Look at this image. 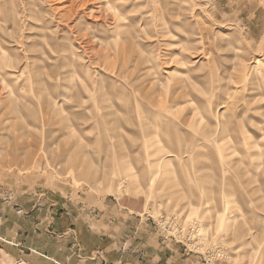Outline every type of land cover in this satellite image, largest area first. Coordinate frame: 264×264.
Returning <instances> with one entry per match:
<instances>
[{"label":"rangeland","instance_id":"obj_1","mask_svg":"<svg viewBox=\"0 0 264 264\" xmlns=\"http://www.w3.org/2000/svg\"><path fill=\"white\" fill-rule=\"evenodd\" d=\"M48 213L264 264V0H0L1 231Z\"/></svg>","mask_w":264,"mask_h":264},{"label":"crops","instance_id":"obj_2","mask_svg":"<svg viewBox=\"0 0 264 264\" xmlns=\"http://www.w3.org/2000/svg\"><path fill=\"white\" fill-rule=\"evenodd\" d=\"M108 203V202H107ZM106 200L92 202L93 207H97L99 210L108 205ZM114 203V201H113ZM118 206L119 203L117 202ZM114 205V211H116V202ZM107 208V207H106ZM2 212L4 213L6 227L12 224L14 214L11 210L5 207ZM103 216L99 215V218L106 220L107 212H103ZM124 214V213H123ZM49 219L52 221L46 229H43L42 235H46L51 247L41 248L32 247L22 243L19 239V230L14 229L13 232L5 228V233H2V227H0V242L7 244L6 246L0 243V251H3L7 256L17 259L20 258L28 264H198L193 257H186L182 250L174 245L164 246L160 243L159 239L151 233L150 228L137 227L135 231H132V227L118 228L117 231L112 227H107L106 222L96 221L94 225L88 226L86 221L83 223H77V218L72 220L70 215L69 219H65L62 223L60 218H55V213H48ZM121 215V214H120ZM122 216V215H121ZM127 216V215H126ZM122 216V217H126ZM88 218V217H87ZM1 220V218H0ZM23 219H21L22 221ZM14 225V224H13ZM15 226V225H14ZM43 228L45 225L43 224ZM103 229L104 231H100ZM117 232L118 238L116 243L114 242L115 233ZM100 234V235H97ZM128 235H135L129 241V247L131 251L126 254L119 252V247L124 245V241ZM117 237V236H116ZM115 237V238H116ZM18 238V239H17ZM95 238L96 243L90 244L89 239ZM81 244L83 249V256L86 258L84 261H79L77 256L74 255L76 244ZM117 246V253H110ZM99 253L102 261L95 263L89 261L90 253ZM83 260V258H81ZM84 262V263H83Z\"/></svg>","mask_w":264,"mask_h":264},{"label":"bare ground","instance_id":"obj_3","mask_svg":"<svg viewBox=\"0 0 264 264\" xmlns=\"http://www.w3.org/2000/svg\"><path fill=\"white\" fill-rule=\"evenodd\" d=\"M15 21H16V20H15ZM66 65L68 66V65H69V63H68V62H65V66H66ZM170 153H172V154H173V152H170ZM170 157H173V155H171ZM232 187H233V186H232ZM232 187H231V188H232ZM235 193H236V191H235Z\"/></svg>","mask_w":264,"mask_h":264},{"label":"built area","instance_id":"obj_4","mask_svg":"<svg viewBox=\"0 0 264 264\" xmlns=\"http://www.w3.org/2000/svg\"><path fill=\"white\" fill-rule=\"evenodd\" d=\"M15 264H24V263H19V262H18V263H15Z\"/></svg>","mask_w":264,"mask_h":264}]
</instances>
